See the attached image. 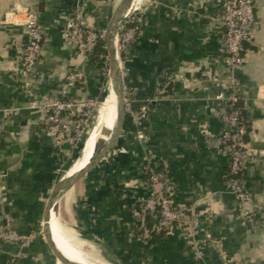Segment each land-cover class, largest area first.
<instances>
[{
  "label": "crops",
  "instance_id": "1",
  "mask_svg": "<svg viewBox=\"0 0 264 264\" xmlns=\"http://www.w3.org/2000/svg\"><path fill=\"white\" fill-rule=\"evenodd\" d=\"M77 1L88 25L102 33L122 4L0 0V173L6 175L0 182V232L33 236L28 247L0 241V264H56L43 237V220L55 186L81 154L74 160L76 150L56 148L44 132L46 113L40 106L60 98L65 77L74 69L84 80L70 89L69 99L100 104L106 94L103 67L63 37ZM225 2L142 1L138 14L144 24L120 67L125 69L126 100L135 110L150 106L146 138L136 140L126 118L112 151L67 188L57 201V212H51L53 241L55 213L53 223L59 220L71 237L66 246L77 262L264 264V0H255L256 36L244 44L239 73V106L248 128L241 194L229 187L230 155L220 144L225 102L218 98L229 94L221 24ZM27 10L35 12L46 32L29 90L20 75L22 51L29 42ZM115 45L118 55V41ZM34 102L38 108H32ZM149 165L168 172L175 207L192 211L204 246L203 261L181 226L155 231L151 241L141 238L139 215L149 197Z\"/></svg>",
  "mask_w": 264,
  "mask_h": 264
},
{
  "label": "built area",
  "instance_id": "2",
  "mask_svg": "<svg viewBox=\"0 0 264 264\" xmlns=\"http://www.w3.org/2000/svg\"><path fill=\"white\" fill-rule=\"evenodd\" d=\"M126 20V32L119 43L120 51L128 50L144 24V17L138 14ZM26 27L29 32V42L22 51L20 59V75L28 89L30 79L38 73L46 32L39 23L35 12L27 10ZM221 24L224 29V55L223 61L228 72L229 94L220 96L224 108L221 119L225 124V130L220 137V144L230 155L229 187L232 192L242 193V179L246 160L248 158V134L247 120L243 110L239 107V89L241 80L239 73L244 63V44L252 43L256 36V12L255 0H226ZM104 33L90 27L84 19L83 10L77 1L74 9L69 13L63 28V37L77 52L85 55H93L99 40H103ZM122 45V46H121ZM84 80V74L76 69L70 70L65 77L64 86L60 92V98L46 100L40 108L46 113L45 134L54 140L56 148L64 146L78 147L84 137V128L93 118L99 103L90 99L75 102L69 99L70 89L76 87ZM29 90V89H28ZM30 93L31 90L29 91ZM32 108H38L34 102ZM126 118L134 126V138L142 141L146 138L145 122L149 117L150 106L145 105L135 110L131 101H126ZM150 171L148 179L149 197L144 201L139 215V229L141 238L151 241L153 232H166L174 226H181L188 230L191 244L200 260H204V246L199 240L200 229L192 211L186 208H176L170 193L168 172L165 169H154L148 166ZM6 175L0 173V182ZM149 223H152L150 226ZM33 236H21L5 230L0 232V241L28 247L32 243ZM9 264H17L12 261Z\"/></svg>",
  "mask_w": 264,
  "mask_h": 264
},
{
  "label": "water",
  "instance_id": "3",
  "mask_svg": "<svg viewBox=\"0 0 264 264\" xmlns=\"http://www.w3.org/2000/svg\"><path fill=\"white\" fill-rule=\"evenodd\" d=\"M143 0H132L129 1L127 4L122 2L121 6L117 10L114 17L109 22L103 36V42L106 45L110 56V68L112 75L115 79L116 89H117V102H116V111L115 116L112 122L111 133L109 136L108 141L104 144L101 150L96 151L92 157L90 158L88 164L79 172L75 173L72 176H68L67 172L64 176L59 180L57 185L55 186L52 195L48 201L44 220H43V237L44 240L54 258L56 264H70L66 262V260L59 254V252L54 247L52 242V238L50 235V219H51V212H57V201L61 194L69 188L72 184L81 180L90 170L95 168L108 154L112 151L115 145L120 138V135L123 131L126 113H125V88H124V76L122 69L119 65L118 60H116V52L114 51L111 40L113 37L114 32L117 30L118 25L129 18H131L134 14H136ZM60 261V263L58 262Z\"/></svg>",
  "mask_w": 264,
  "mask_h": 264
},
{
  "label": "bare ground",
  "instance_id": "4",
  "mask_svg": "<svg viewBox=\"0 0 264 264\" xmlns=\"http://www.w3.org/2000/svg\"><path fill=\"white\" fill-rule=\"evenodd\" d=\"M129 1H132V0H122V2L124 4H127ZM117 36H118V32L115 31L113 34L112 40H111V45H112L114 51L116 52L114 46H116L115 44L118 41V53H120L119 38L117 39ZM115 58H116V60H118L119 65H120L121 56L120 55L118 56L116 54ZM121 64H122V62H121ZM110 77H111L110 78L111 79L110 80L111 81L110 82L111 83L110 89L108 90V93L106 94L104 102L101 105V109L99 110V108H98L99 114H98L97 119H96V124H95L93 130L91 131V133L89 134V136L87 137L85 145L82 148L81 158H79L77 160V162L75 163V165L72 166V169L75 170V168L78 165L79 166L74 172H71L72 174H70V172H69L68 173V175L70 174L69 176H72L75 173L82 170L88 164L92 155L96 151L101 150L102 147L104 146V144L109 139V136L111 133V128H112V122H113V118L115 116V111H116L115 105L117 102L116 83H115V79L112 75L111 68H110ZM54 215H55V213L53 214L52 222H51L52 234H53L54 240L56 242L55 243L52 239L54 247L59 252V254L66 260V262H68L70 264H81V263L77 262V260L74 259V256H73L71 249L68 246H66V245H70L72 242L71 237L66 235L67 231L61 226L59 220H55L53 223ZM56 244L58 246H56Z\"/></svg>",
  "mask_w": 264,
  "mask_h": 264
},
{
  "label": "rangeland",
  "instance_id": "5",
  "mask_svg": "<svg viewBox=\"0 0 264 264\" xmlns=\"http://www.w3.org/2000/svg\"><path fill=\"white\" fill-rule=\"evenodd\" d=\"M125 22L126 21H124V22H122V23H120L119 25H118V28H117V32H118V38H119V43L121 42V39L123 38V35L125 34V32H126V29H125ZM122 46V45H121ZM124 55V59L122 58V56L121 55ZM118 56H119V53H118ZM120 56H121V61L122 62H124L126 59H127V57H128V50H126V49H123V47H122V50L120 51ZM109 70H110V56H109V53H108V56H107V58H106V61H105V63L103 64V72H104V74H105V76H106V79H107V84H106V94L108 93V90L110 89V85H111V83H109V81L111 80L110 78V76H109ZM122 72H123V76H124V73H125V69H124V66H123V68H122ZM111 82V81H110ZM106 94H105V97H106ZM105 97H104V99H105ZM104 99H103V101L99 104V106L97 107V110L95 111V114H94V116H93V118L91 119V121H90V123L88 124V126H86L85 128H84V137H83V139H82V141H83V144L85 143V139H86V137L88 136V134L89 133H91V131L93 130V128H94V126H95V124H96V119H97V112L101 109V105H102V103L104 102ZM126 98H125V105H126ZM98 108H99V110H98ZM70 149H73V150H76L77 151V149L79 148V147H74V148H71V147H69ZM81 151H82V147L80 148V153H79V156H80V154H81ZM78 156V157H79ZM74 160H75V157H74ZM75 165V164H74ZM72 167L70 168V170L67 172V174L69 173V172H71L72 170H74V169H72Z\"/></svg>",
  "mask_w": 264,
  "mask_h": 264
},
{
  "label": "trees",
  "instance_id": "6",
  "mask_svg": "<svg viewBox=\"0 0 264 264\" xmlns=\"http://www.w3.org/2000/svg\"><path fill=\"white\" fill-rule=\"evenodd\" d=\"M107 56H108V50L106 48V45L103 42V40H99V42L97 43V46H96V50H95V52L93 54L94 61L97 62L98 66L102 68L103 67V64L106 61ZM121 56L124 59V55L122 54ZM87 137L85 139V142L87 140ZM82 144H83V141L78 146L79 148L77 149V151H76V153L74 155L75 158H77L79 156L80 148L83 147L85 143L83 145ZM149 224H150V226H152V223H149ZM154 235H155V232H153V237H154Z\"/></svg>",
  "mask_w": 264,
  "mask_h": 264
}]
</instances>
